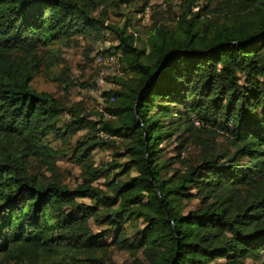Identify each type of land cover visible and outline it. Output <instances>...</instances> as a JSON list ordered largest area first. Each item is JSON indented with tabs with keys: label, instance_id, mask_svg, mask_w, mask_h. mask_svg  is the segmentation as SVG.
Returning a JSON list of instances; mask_svg holds the SVG:
<instances>
[{
	"label": "trees",
	"instance_id": "trees-1",
	"mask_svg": "<svg viewBox=\"0 0 264 264\" xmlns=\"http://www.w3.org/2000/svg\"><path fill=\"white\" fill-rule=\"evenodd\" d=\"M181 1L144 44L149 0H0V264H264V0ZM106 37L110 119L64 59ZM54 67L63 97L32 84Z\"/></svg>",
	"mask_w": 264,
	"mask_h": 264
},
{
	"label": "rangeland",
	"instance_id": "rangeland-1",
	"mask_svg": "<svg viewBox=\"0 0 264 264\" xmlns=\"http://www.w3.org/2000/svg\"><path fill=\"white\" fill-rule=\"evenodd\" d=\"M181 0H149V6L146 8L144 14H134V18L137 22H135V26L131 28L133 32V38L137 42H141L145 44L146 40V31L149 26L153 24L155 21L160 23L161 20H169L173 17V15L178 14L179 6L181 5ZM206 2V0L204 1ZM110 20L117 22L118 18L109 15ZM107 41L104 43L93 45V52L91 53V57L93 58L91 62V68L86 69L82 72V67L86 63V58L84 53L88 49V41L81 39L79 40V49H72L67 51L64 55L65 65L70 69L71 78H78L79 80L83 78L85 80L88 77H92V81L94 82L92 87H88L86 89H80L79 87H72L71 90L66 94L69 98L70 103L76 102H86V106L88 109L97 110L99 113L103 114L106 119L107 116L104 113L105 107V98L103 96L104 92L109 90H115L118 88L117 84L113 81L115 78L120 77L121 72L119 70V66L117 71L120 75H108L106 70L94 62L95 53L103 48H107L111 46V38L106 37ZM147 52L155 56L157 54L156 48L154 45H149L147 48ZM64 63H59V67L53 68L52 73L41 72L39 73L32 81L34 88L39 92H49L54 93L60 97L64 96V90L62 86L58 84L57 81L53 79L54 70L58 73ZM84 131H81L78 134H82ZM52 145L56 148L60 145V142L57 140L52 141ZM171 152V151H170ZM94 158L96 163L107 161L110 158L109 151H98L95 153ZM59 166L61 168L62 173L66 176L67 181H71L73 183L76 176L79 174L80 170L74 164L64 162L61 160L59 162ZM69 171H71L72 175H69ZM103 181H97L94 183V186H98L103 188ZM109 242V240H108ZM113 259L116 264H133L131 262V258L128 253L125 252H114Z\"/></svg>",
	"mask_w": 264,
	"mask_h": 264
},
{
	"label": "built area",
	"instance_id": "built-area-1",
	"mask_svg": "<svg viewBox=\"0 0 264 264\" xmlns=\"http://www.w3.org/2000/svg\"><path fill=\"white\" fill-rule=\"evenodd\" d=\"M120 58L119 53H111V54H96L94 57V62L96 65L104 68L108 75H120L117 71L119 63L118 60ZM111 100H113L111 98ZM108 119L112 118L109 115H106Z\"/></svg>",
	"mask_w": 264,
	"mask_h": 264
},
{
	"label": "water",
	"instance_id": "water-1",
	"mask_svg": "<svg viewBox=\"0 0 264 264\" xmlns=\"http://www.w3.org/2000/svg\"><path fill=\"white\" fill-rule=\"evenodd\" d=\"M135 112H136V108H135ZM167 214V213H166Z\"/></svg>",
	"mask_w": 264,
	"mask_h": 264
}]
</instances>
